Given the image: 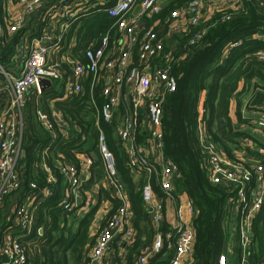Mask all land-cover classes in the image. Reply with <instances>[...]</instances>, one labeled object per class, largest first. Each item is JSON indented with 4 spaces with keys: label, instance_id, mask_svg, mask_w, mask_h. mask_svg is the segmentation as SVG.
Wrapping results in <instances>:
<instances>
[{
    "label": "trees",
    "instance_id": "16d2710c",
    "mask_svg": "<svg viewBox=\"0 0 264 264\" xmlns=\"http://www.w3.org/2000/svg\"><path fill=\"white\" fill-rule=\"evenodd\" d=\"M15 1L0 0V28L3 30V34H0V64L11 73H15L18 69L16 64H20L16 60L19 45L31 32L29 24L16 34L7 32L5 6ZM193 1L162 0L160 14L143 17L137 26L138 40L132 59L133 64L138 66L139 51L144 42L143 30H152L159 40H163L164 53L171 55V76L176 80V92L167 97L163 106L162 131L166 157L180 176L173 184L174 196H186L194 207L192 226L195 246L192 257L185 264H220L223 256L227 264H240L239 241L234 236V217L227 205L236 193L231 187L210 182L203 166L205 154L199 143L198 130L203 124L212 141L235 162H238L236 152L241 151L242 142L253 139L248 128L250 122L243 118L245 100L242 98L252 95L250 100L254 102L253 105L264 107V63L257 60V54L264 52V1L243 0L240 9L215 11L201 19L197 26L191 24L188 16H183L180 19L182 31L176 33L173 27L177 21L173 14L182 12ZM108 6L111 4L99 7L71 23L67 41L75 45L70 54L73 61L85 63V52L90 45L97 46L107 36L110 38V48L116 47L120 39L116 19L101 11ZM37 28L38 31L31 32V40L41 37L44 25L39 22ZM196 35H199V40L190 46ZM70 65L67 63L65 69L70 70ZM70 75L67 73L63 81L55 82L51 91L39 95L34 88L28 94L31 98L26 107L28 117L24 120L22 157L19 161L21 188L0 201V248L2 238L13 233L20 236V242L27 250V264H71L70 255H73L74 264H89L96 245L92 244L89 231L96 221L100 204L95 207L91 205L90 212L81 217L75 235L68 231L65 225L75 217L60 207L66 196V184L59 169L68 163L82 171L83 162L79 156L93 160L82 193L86 199L88 194L93 200L97 189L104 199L107 197L112 202V208L100 222V234L103 225L120 206L103 183L104 180L106 183V175L99 153V135L102 131L106 145L114 156L117 178L128 192L132 227L136 233L133 246L120 248L119 238L113 242L114 247L122 252L119 256L115 254V264H137L144 253L152 248L157 232L141 196L144 178L140 176L135 181L134 171L115 133L116 122L107 124L97 118L91 101H95L100 108L105 106L106 101L101 96L103 84L98 87L94 98L86 90L80 95L66 96ZM241 84L243 86L239 90ZM5 85L0 73V117L11 100L8 92H4ZM232 102L236 103L234 118L231 116ZM36 110L49 116L52 110L59 111L69 123V129L64 134L59 129L54 132L48 130L37 121L34 115ZM43 165L50 168L57 183L52 186V196L34 203L33 228L30 233L23 232L13 224L17 216L12 208L50 187ZM151 182L158 198L167 205L155 180ZM32 184H36L38 189L32 190ZM71 200L74 201V198ZM159 231L164 237L163 249L149 260V264H171L175 257V240L166 239L171 233L167 220ZM247 258L248 264H264V207L254 219L253 241ZM6 263L0 251V264Z\"/></svg>",
    "mask_w": 264,
    "mask_h": 264
},
{
    "label": "built area",
    "instance_id": "2783aa9c",
    "mask_svg": "<svg viewBox=\"0 0 264 264\" xmlns=\"http://www.w3.org/2000/svg\"><path fill=\"white\" fill-rule=\"evenodd\" d=\"M242 2L194 0L182 12L173 14L177 21L173 31L181 33L180 19L183 16H188L191 24L197 26L201 19L215 11L240 9ZM109 4L110 7L101 11L116 19L120 33L116 47L110 48V38L107 36L97 46L90 45L85 52V63L73 61L70 54L75 45L67 41L71 23ZM138 7L140 10L135 14ZM5 10L9 34H16L26 28L30 23L28 18L34 14L44 28L40 38H33L37 44L30 53L18 48L16 60L20 64H16L18 69L15 73L6 71L0 64V73L11 90L9 106L0 117V201L21 188L19 161L22 157L24 120L28 117V94L34 88L38 91V80L47 78L53 83L60 82L64 75L70 73L66 96L84 93L86 84H89L93 95L103 84L101 96L106 104L100 108L95 101H91L92 106L97 118L107 124L116 122L115 133L126 152L135 180L138 181L140 176L144 178L141 196L150 214L151 224L157 230L152 248L144 253L137 264H149V260L162 251L164 237L159 230L165 220L169 222L171 232L166 239L175 240V257L171 264H185L192 257L195 246L196 237L192 226L194 207L186 196H174L173 184L180 176L177 168L166 157L162 131L163 106L167 97L176 92V80L171 76V55L164 53L163 40H159L152 30H143L144 42L139 51V65H134L132 59L138 40L137 26L143 17L160 14V0H16L7 3ZM0 34H3L1 28ZM26 38L31 40V32L26 34ZM198 40L199 35H196L190 46ZM257 60L264 63V52L257 54ZM67 63L71 64L70 70L65 69ZM251 96L245 99L242 113L243 118L250 122L248 128L253 139L242 142L241 151L236 152L238 162L230 160L223 148L212 141L203 124L198 130L199 143L205 154L203 166L210 182L231 187L236 193L227 205L234 217V236L239 241L240 264H248L254 219L264 207V107L254 106ZM34 115L39 123L52 132L59 129L64 134L70 127L59 111L52 110L49 116L36 110ZM96 126L100 130L98 123ZM99 153L104 163L107 188L120 206L103 225L89 264H102L117 238L118 246L124 249L136 242L129 195L117 178L114 156L106 145L102 131L99 135ZM79 158L83 162L82 171L68 163L59 169L66 184V196L60 207L68 215L77 218L83 210L81 208L88 210L93 201L88 194L86 199L82 193L93 160L85 156ZM43 170L50 187L33 197H27L22 205L17 204L12 208L13 214L17 216L13 224L23 232L30 233L33 228L34 203L52 196V186L57 183L56 176L48 166L43 165ZM153 179L166 202L176 207L172 220L169 218L168 205H164L154 191ZM36 189L37 185L32 184V190ZM77 198H81L82 207H78ZM0 251L6 264H27V250L20 242V236L6 234L1 240ZM220 264H227L225 256L221 258Z\"/></svg>",
    "mask_w": 264,
    "mask_h": 264
},
{
    "label": "crops",
    "instance_id": "0c3cea01",
    "mask_svg": "<svg viewBox=\"0 0 264 264\" xmlns=\"http://www.w3.org/2000/svg\"><path fill=\"white\" fill-rule=\"evenodd\" d=\"M160 3L162 4V0H160ZM35 17H36V14H34V15H32V16H30L28 18V20H30L29 26L31 27V30H30L31 32H34V30L35 31H38V28H37V26H39L38 17L37 18H35ZM36 44L37 43H36L35 39L29 40V39H27L25 37V39H23L21 41V44L19 45V48H21L22 49L21 51H23V52L30 53L31 52V49L33 47H35ZM18 53H19V51H17V54ZM19 63H20V61H19ZM242 86L243 85L241 84L240 87H239V90L242 89ZM85 89H86V91L89 92L90 97L91 98H94L95 93H96L97 90H95L94 93H93V95H91L90 88H89V84H86ZM4 90H5L4 92H8V94H9V95L7 94L8 95V98L11 99V90H10L8 84L4 86ZM30 98L28 96V100L29 101H30ZM9 102H10V100H9ZM232 107L234 108V114H235V111H236V103L235 102L234 103L232 102ZM231 116H232V118H234L233 117L234 115L232 114V108H231ZM103 183L106 184L105 183V180L103 181ZM94 192L96 194L92 196V198H93L92 207H95L98 204H100V207H99V211H98V213L96 215V221H94V223H92V227H91V229L89 231L90 237L92 238L90 240H92V244L93 245H95V243L97 242V240H96V242H93V239H95L99 235L100 222L103 220L104 216L107 215V213L109 212L110 208H112L111 207L112 206V202H110L111 201L110 199H108L107 197H105V199H104V197L102 196V194L98 193V190L97 189H95ZM167 205H168V209L170 211V213H169L170 217L169 218H170V220H172L173 219V214L176 211V207L174 205H172V203H170V202H168ZM80 207H82V205ZM81 209H83V210H81L79 219H75V218H77V216H74L75 218L72 217L70 220H68V222L65 225V228L68 231H71L73 235H75L77 233L78 223L81 220V217L86 216L90 212V210H91V208H90V210L88 209L89 211L87 209L85 210V208H81ZM70 254H72V253H70ZM115 254L117 256H119V254H122V252H121V250L119 248H117V247L115 248L114 247V244H112L111 248L109 249V251L106 254L105 261L102 264H115ZM69 259H70V263L71 262H74L73 255H70L69 256Z\"/></svg>",
    "mask_w": 264,
    "mask_h": 264
},
{
    "label": "water",
    "instance_id": "95a60500",
    "mask_svg": "<svg viewBox=\"0 0 264 264\" xmlns=\"http://www.w3.org/2000/svg\"><path fill=\"white\" fill-rule=\"evenodd\" d=\"M139 10H140L139 7L136 8V10H135V14H137V13L139 12ZM53 86H54V83H53V81L50 80V79H47V78H41V79L38 80V85H37V87H38V91H39L40 94H43V93H45V92H48V91L52 90V89H53ZM257 161H258V160H257ZM135 181H136V180H135ZM76 203H77L78 207H80V206L82 205V200H81V198H77Z\"/></svg>",
    "mask_w": 264,
    "mask_h": 264
},
{
    "label": "rangeland",
    "instance_id": "374dc122",
    "mask_svg": "<svg viewBox=\"0 0 264 264\" xmlns=\"http://www.w3.org/2000/svg\"><path fill=\"white\" fill-rule=\"evenodd\" d=\"M32 92H30L29 94H31ZM246 97H243L242 100H245ZM234 103V102H233ZM232 114L234 115L233 117H235V114H234V108L232 107ZM71 264H74V262H71Z\"/></svg>",
    "mask_w": 264,
    "mask_h": 264
}]
</instances>
